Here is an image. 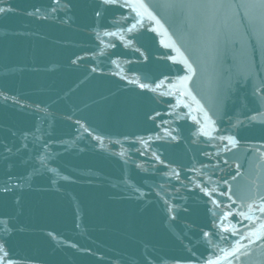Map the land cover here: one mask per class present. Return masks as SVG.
Wrapping results in <instances>:
<instances>
[{"label": "water", "instance_id": "95a60500", "mask_svg": "<svg viewBox=\"0 0 264 264\" xmlns=\"http://www.w3.org/2000/svg\"><path fill=\"white\" fill-rule=\"evenodd\" d=\"M174 2L0 0V264H264V10Z\"/></svg>", "mask_w": 264, "mask_h": 264}, {"label": "snow or ice", "instance_id": "6c2138e0", "mask_svg": "<svg viewBox=\"0 0 264 264\" xmlns=\"http://www.w3.org/2000/svg\"><path fill=\"white\" fill-rule=\"evenodd\" d=\"M116 0H103L104 4H112L115 3ZM253 5L255 7L260 8L261 10H264V0H240V2L234 3V0H204V2H195V0H176L174 3H170L169 6L172 7H178L180 9H190V8H207V9H231L233 7H248L249 5ZM135 7L139 9L140 11L137 12V15H147V17L151 20H154L157 24L160 23V21L157 19L155 15H153L152 12L149 11L148 6L143 3V0H136ZM10 9H5L3 7H0V13H3L5 11H9ZM97 15H100V13H97ZM264 23V16L260 17H249L247 19V27L251 28L253 30L256 29L257 23ZM133 28L135 25L132 26ZM132 29H129L131 31ZM259 39L264 42V29L260 30L257 33ZM178 51V49H177ZM184 63L188 69L189 75H186L184 77L179 78V83L183 86L190 78L192 73V66L190 63H188V60L185 59ZM141 87H145V85H141ZM190 92L182 93V95H190ZM207 134V133H205ZM223 139V138H222ZM229 143H235L234 137H228L227 138ZM7 190V189H6ZM261 201V206L257 209H253L252 205H248L249 209L251 211H259L261 213H264V197L259 198ZM241 216H244V213H240ZM250 218V217H248ZM6 223V222H3ZM207 235V234H206ZM253 241L250 240V243ZM0 261H5L6 257L8 256V252L6 251L5 243L3 241H0ZM6 264H12V261L7 260ZM208 264H213V262L209 261Z\"/></svg>", "mask_w": 264, "mask_h": 264}]
</instances>
